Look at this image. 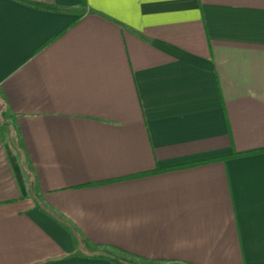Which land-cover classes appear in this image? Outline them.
Wrapping results in <instances>:
<instances>
[{
    "label": "crops",
    "instance_id": "obj_1",
    "mask_svg": "<svg viewBox=\"0 0 264 264\" xmlns=\"http://www.w3.org/2000/svg\"><path fill=\"white\" fill-rule=\"evenodd\" d=\"M85 1L0 0V264H264V0Z\"/></svg>",
    "mask_w": 264,
    "mask_h": 264
},
{
    "label": "trees",
    "instance_id": "obj_2",
    "mask_svg": "<svg viewBox=\"0 0 264 264\" xmlns=\"http://www.w3.org/2000/svg\"><path fill=\"white\" fill-rule=\"evenodd\" d=\"M83 4L84 5L86 4V1L85 0H83ZM51 216L54 217L59 222V224L60 223L61 224H64V218L60 214L59 215H57V214H51Z\"/></svg>",
    "mask_w": 264,
    "mask_h": 264
},
{
    "label": "snow or ice",
    "instance_id": "obj_3",
    "mask_svg": "<svg viewBox=\"0 0 264 264\" xmlns=\"http://www.w3.org/2000/svg\"><path fill=\"white\" fill-rule=\"evenodd\" d=\"M122 2H125V3H133V2H135V0H122Z\"/></svg>",
    "mask_w": 264,
    "mask_h": 264
}]
</instances>
